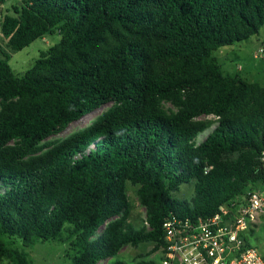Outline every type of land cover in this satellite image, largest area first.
<instances>
[{"label":"trees","instance_id":"16d2710c","mask_svg":"<svg viewBox=\"0 0 264 264\" xmlns=\"http://www.w3.org/2000/svg\"><path fill=\"white\" fill-rule=\"evenodd\" d=\"M263 25L264 0H14L0 11V264H33L24 250L45 242L71 264L158 251L170 215L204 220L264 186V87L224 77L213 56ZM55 33L12 72L10 53ZM190 182L189 202L173 198ZM127 183L148 227L128 221ZM144 257L132 264H158Z\"/></svg>","mask_w":264,"mask_h":264},{"label":"rangeland","instance_id":"374dc122","mask_svg":"<svg viewBox=\"0 0 264 264\" xmlns=\"http://www.w3.org/2000/svg\"><path fill=\"white\" fill-rule=\"evenodd\" d=\"M12 4H14V0H8L0 7V11L4 13V11L10 10ZM58 41L59 36L55 33L51 36H44L35 40L21 51L10 53L8 64L12 72L17 76H23V74L32 67L33 62L39 57V54L42 51H46ZM0 50L7 51L6 41L1 36ZM260 50L263 52L261 53ZM213 56L216 58L224 77H238L249 83H255L264 87V25L260 28L257 36H253L240 44L222 47L213 52ZM109 107V105L104 106L95 114H100ZM211 118L212 117H208L205 119ZM91 119L92 116H85L80 122L72 124L63 134L52 138V140L62 138L68 133L87 125ZM205 135L200 136L199 140L202 141ZM193 185L194 183L190 182L180 186L173 194V198L189 202L193 196ZM125 192L129 203L128 221L138 230L144 226L145 210L139 204L136 186L127 183ZM246 238L248 245L264 252V214L260 217L256 228L251 231V235H247ZM153 248L154 244L151 243L142 244L136 248L125 247L117 256L107 259L100 264H112L115 261L132 264L138 260L139 256H145V259L158 262L161 255L158 251H152ZM24 251L28 253L33 264H71L65 257L66 247L58 243H36L31 248H27Z\"/></svg>","mask_w":264,"mask_h":264},{"label":"built area","instance_id":"2783aa9c","mask_svg":"<svg viewBox=\"0 0 264 264\" xmlns=\"http://www.w3.org/2000/svg\"><path fill=\"white\" fill-rule=\"evenodd\" d=\"M262 162L264 166V155ZM263 214L264 186L249 187L242 199L204 220L170 215L162 224L158 264H264V252L246 238Z\"/></svg>","mask_w":264,"mask_h":264},{"label":"crops","instance_id":"0c3cea01","mask_svg":"<svg viewBox=\"0 0 264 264\" xmlns=\"http://www.w3.org/2000/svg\"><path fill=\"white\" fill-rule=\"evenodd\" d=\"M251 234V233H250Z\"/></svg>","mask_w":264,"mask_h":264}]
</instances>
